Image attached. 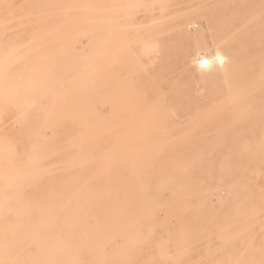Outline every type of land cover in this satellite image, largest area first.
<instances>
[{
	"label": "rangeland",
	"instance_id": "374dc122",
	"mask_svg": "<svg viewBox=\"0 0 264 264\" xmlns=\"http://www.w3.org/2000/svg\"><path fill=\"white\" fill-rule=\"evenodd\" d=\"M102 7L115 18L109 44L116 48L120 103L140 100L143 94L153 102L164 96L173 115L166 109L158 115L163 123L156 129L164 138L151 144L150 156L91 159L105 169L76 175L66 166L56 176V181L75 176L73 182L83 183L85 189L96 186L91 194L97 201L106 192L100 187L113 189L111 195L116 200L112 203L120 205L113 245H98L100 241L90 236L107 233L92 221L112 214L106 193L105 201H98L89 214L81 204L71 208L65 216L68 224L54 226L55 211H46L53 226L43 227V217L38 222L42 249L20 260L54 264L49 246L55 245L64 252L63 264H72L73 258L76 264H264V142L260 139L258 152L259 142L252 138L253 133L260 135L264 130V86L241 93L235 100L223 91L224 81L199 82L186 54L194 48L176 28V23L186 22L187 29L189 20H195L198 29L206 31L208 42L215 38L231 43L241 63L263 57L261 68L264 0H0V156L13 143L23 168L34 147L44 141L54 143L52 130L45 126L54 121L50 115L60 111L56 91L65 90L69 104L71 95L81 89L97 93V81L89 85L85 81L83 86L80 77L86 66L94 63L92 57L100 44L94 34L102 24ZM194 30L190 27L187 31ZM143 43L158 49L149 57L138 58L143 63L141 69L135 56ZM181 115L177 127L171 118L178 123ZM257 115L259 128L254 121ZM63 124V136L56 138L62 141L59 147L75 130L72 121ZM159 148L164 159L156 158ZM177 148L179 155L167 153ZM43 161L60 166L58 153ZM130 162L133 171L128 168ZM107 167L114 168L115 175L108 174ZM127 204L132 208L126 209ZM0 211L1 216L12 215V210L4 208L2 195ZM138 229L142 233L135 238H124ZM5 260L6 256L2 257L3 263Z\"/></svg>",
	"mask_w": 264,
	"mask_h": 264
},
{
	"label": "bare ground",
	"instance_id": "6f19581e",
	"mask_svg": "<svg viewBox=\"0 0 264 264\" xmlns=\"http://www.w3.org/2000/svg\"><path fill=\"white\" fill-rule=\"evenodd\" d=\"M102 9L103 11L100 17L102 24L101 27L95 30L96 32L94 34L95 39L100 42L97 47L98 50L95 52V57H92L94 63L89 67L86 66V69L83 70L84 76L80 77L82 78L80 81L83 86L85 81H89L88 85L97 81L99 88L97 93L95 95L90 94L88 88H84L85 90L78 89L79 92H76L75 95H71V104H69L68 93L65 90L56 91L54 95L59 100L60 111L59 113L58 111H55V114H51L50 117L52 120L54 119V121H48V125L45 126L52 130L51 135L55 138L54 143L52 141H44L39 147H34L32 156H29L28 163L25 164L26 166L23 168L18 162V150L13 143H9V145H7V150L9 151L0 156V195H2V204L4 208L12 210V215L7 217L1 216L2 213L0 211V264H32V262L28 263L27 261H24V259L20 260V258L24 255L31 253L34 254L35 252L37 253L42 249L44 241L40 236L41 234L38 228V222L42 217L44 220L43 227L52 225L51 220L46 218V215L47 213H50V210L55 211L56 213L54 226H59L63 223L68 224L65 222V216L71 208L76 209L79 204H81L82 210L86 214H89L90 209H92L98 201H105L106 193L108 194H106V201L111 202L108 203V208L112 211V214L102 220H95L93 218L92 221L97 227H99L98 229H105L107 233L105 235L102 233L97 235L90 233V236L93 240L100 241L98 242V245H113L117 234L116 227L118 224L116 214L120 209V205L112 203L116 200L114 196L111 195L114 193L113 189L109 188L108 185H106V188L100 187V189L106 192L103 193V196L97 201L91 194L96 186H91L93 187L92 189L91 187L85 189L82 186L83 183L73 182L75 176L68 177L65 181H56V176L66 170V166H69L70 169L74 171L71 174L76 175H79L80 172L88 169L97 172L105 169L99 166V162L91 161V159L104 157L113 159L122 154L127 155L126 157L129 156L134 160L148 157L151 155L152 151L151 144L157 141H162V138H164L156 129L158 123H163L158 115H161L166 111H168L171 116L173 115V109L168 108L164 96H162L157 102H153L150 101L151 99H149L146 94H143L142 99L140 98V100L136 99L125 105L120 103L115 68L117 64V57L115 55L116 48L113 47L112 49L109 44L111 33H114L116 28L114 21L115 18L110 17L109 14L106 13V9L108 10V8L102 7ZM178 14H181V12L179 13L178 11ZM82 15L85 16L84 14ZM163 20H165V18ZM152 22L154 23L155 21ZM186 25V22H178L176 23V28L179 31V36L188 43H191L194 48L191 54H186L191 57V63L195 67L194 70L196 71L199 82L207 83V85H209L208 83L217 84L220 81H224L225 84L223 91L229 93L231 98L235 100L241 93L244 94L255 89L258 90L264 86V67L262 66L260 68V60L263 57L260 58V56H255L254 59L241 63L238 60V53L231 43L217 40L215 38L211 39L213 42H208L206 39V31L198 29V23L195 20H192V22L189 20L188 24V28L191 27L192 29L194 27V33H188ZM89 34L91 35V33ZM263 38L264 32L260 31V44L262 43ZM157 49L158 47L156 45L143 43L139 48V52H136V60H138V58L142 59L149 57V55L155 53ZM211 50H214L213 54H209ZM19 57L20 56L17 57L15 55V58ZM20 58H22V56ZM138 63L142 69L143 63L140 61ZM239 67L241 68V71ZM131 77L130 79H132ZM39 78L40 76H38L36 80ZM49 80H51V77H49ZM194 80L196 79L194 78ZM81 83L77 84V88L81 87ZM61 85H63V81ZM175 94L177 95V93ZM231 98H229L228 101H235ZM242 102L243 101H241V103ZM258 115L254 116L257 128H259L257 124L260 122ZM183 117L184 115H181L178 118V123L174 118H171V121H173L174 124L176 123L175 126L178 127L180 123L179 120ZM66 121H72L75 130L70 136L66 135L68 136V140H66L67 142L65 141L64 146L59 147L60 143L62 145V141H58L56 138H59L60 135L63 134V129L65 128L63 123H66ZM167 125L165 124V126ZM214 131L212 130V132ZM191 132L193 131L191 130ZM253 134L252 138L254 139V142H259H257V147L258 152H260V139L264 142V130L260 132V135L257 133ZM234 137L239 139L241 136L235 135ZM188 139L190 138L185 137V140ZM57 142H59L58 146L56 145L54 147L53 145L57 144ZM245 142L248 143V141ZM140 143L144 145L143 148L140 147ZM247 143H245L244 146H246ZM160 144L162 147L164 146L162 145L163 143ZM55 153H58L60 157V166H58V168L53 165H46L43 161L45 159H50ZM167 153L170 155H179L181 151L177 148L176 150L171 152L168 151ZM156 155L157 159H164V153L161 152V148L158 149ZM133 166L134 163L130 162L128 168L133 171ZM106 170L108 174H112V176L116 173L112 167H107ZM191 189L195 188L192 187ZM39 193L41 194V198L36 197V194ZM183 193L187 195L186 192L183 191ZM180 198H183V196H180ZM204 199L205 203H207L206 197H204ZM131 206L132 205L127 204L126 209L132 208ZM180 206H182V204L176 207L180 208ZM174 211H176V209H174ZM174 211L172 210V213ZM80 216L84 217V214L81 213ZM84 218L88 217L85 216ZM138 233L142 232L138 229L127 236L124 235V238L130 241V239L135 238ZM133 244L132 242H129V245ZM49 250H51L53 254L51 261L54 264H63L62 262L65 260L61 257L64 255V252L58 251L55 245H50ZM4 256H6V263L2 262V257ZM71 261L72 264H76L75 261L77 260L73 258ZM47 264H49V262H47Z\"/></svg>",
	"mask_w": 264,
	"mask_h": 264
}]
</instances>
